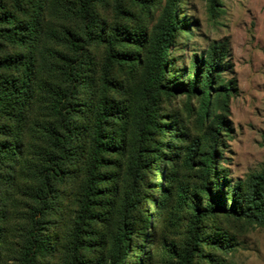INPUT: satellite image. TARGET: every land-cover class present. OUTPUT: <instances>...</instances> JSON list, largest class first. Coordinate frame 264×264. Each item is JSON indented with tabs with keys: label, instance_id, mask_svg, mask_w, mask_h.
I'll return each mask as SVG.
<instances>
[{
	"label": "trees",
	"instance_id": "1",
	"mask_svg": "<svg viewBox=\"0 0 264 264\" xmlns=\"http://www.w3.org/2000/svg\"><path fill=\"white\" fill-rule=\"evenodd\" d=\"M157 1L0 0V217L7 218L11 197L26 200L12 231L20 240L18 264H43L42 258L52 259L59 249L62 264H89L84 256L93 245L89 229L115 213L107 182L115 180V169L123 170L126 189L116 215L120 226L107 233L106 261L124 264L132 227L143 217L138 214L143 200L165 212V222L190 200V190L174 171L161 175L168 182L161 199L147 197L144 187L163 161L199 170L210 200L202 207L195 201L187 246L179 253L168 249L171 263L194 264L204 242L200 226L216 212L252 213L264 225V170L256 176L245 211L240 183L228 193L230 207L218 203L222 196L208 183L229 91L220 77L227 49L212 45L201 58L194 56L189 82L171 85L166 53L186 30L178 15L181 0H165L150 31L131 21V7H141L148 17ZM99 9H111L113 19ZM93 48H101L102 55ZM179 91L200 94L199 119L208 122L200 141L188 142L183 128L161 121L162 97ZM164 133L187 145L166 152L159 140ZM70 180L78 181L80 209L65 247L54 246L45 225L58 184ZM6 238L0 232V252Z\"/></svg>",
	"mask_w": 264,
	"mask_h": 264
},
{
	"label": "rangeland",
	"instance_id": "2",
	"mask_svg": "<svg viewBox=\"0 0 264 264\" xmlns=\"http://www.w3.org/2000/svg\"><path fill=\"white\" fill-rule=\"evenodd\" d=\"M164 3L165 0H158L148 17L143 16L141 7H131L132 24L138 23L150 31ZM99 12L104 18L112 20L114 17L111 9H99ZM178 15L186 30L177 35L173 50L166 53L171 85L189 82L194 56L201 58L212 45H225L227 49L220 77L222 84H229V91L222 111L224 121L219 130L217 164L212 168L208 183L215 195L223 197L218 203L225 207L231 204L228 193L240 183L239 197L245 211L251 191L256 187V176L264 170V0H181ZM93 53L100 56L102 49L93 48ZM118 71L119 75L124 74L123 68ZM199 97L200 94L188 97L179 91L164 95L161 100V121L167 125L176 123L172 127L175 130L183 128L188 142L203 139L208 124L199 119ZM159 140L164 141L166 152L176 144L187 145L174 142L170 133H164ZM170 171L176 172L178 181L190 190V200L187 206L177 208L168 222H165V212L153 201L143 200L138 208V214L143 217L132 227L133 244L124 264H174L167 251L172 249L179 253L187 246L195 201L199 207L210 202L202 189L205 181L201 172L189 169L183 162L173 166L166 161L156 164L144 187L147 197L161 199V188L168 184L161 175ZM115 173L114 181L107 180L109 201L115 213L111 211L103 222L89 229L93 245L91 251L84 252L89 264L108 263L107 233L120 226L116 215L126 185L123 170L115 169ZM6 189L2 187L3 192ZM57 189V201L47 217L45 235L54 246L65 247L80 209L78 181H63ZM11 198L7 202V218L0 217V232L7 235V243L0 252V264H18L16 251L20 240L12 231L17 225L15 218L26 207V200L20 196L17 200L15 196ZM261 208L264 209V201ZM248 215L228 217L216 212L204 219L200 226L204 242L194 264H264V225L258 223L252 213ZM146 216H149L148 225ZM62 255L59 249L52 259L42 258V263L62 264Z\"/></svg>",
	"mask_w": 264,
	"mask_h": 264
}]
</instances>
